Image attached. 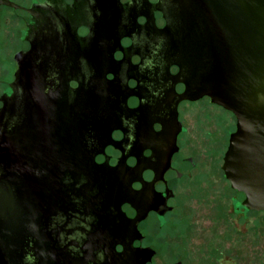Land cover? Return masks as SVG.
Listing matches in <instances>:
<instances>
[{
	"label": "water",
	"instance_id": "95a60500",
	"mask_svg": "<svg viewBox=\"0 0 264 264\" xmlns=\"http://www.w3.org/2000/svg\"><path fill=\"white\" fill-rule=\"evenodd\" d=\"M157 9L166 24L155 26L157 63L147 80L154 97L145 101L172 118L176 136L178 104L208 97L186 108L198 168L182 194L184 216L165 230L170 244L158 247L264 264V0H158ZM63 43L43 38L16 54L15 92L0 109V264H130L141 217L130 220L121 205L143 204L132 188L139 168L92 169L75 145V107L60 96L62 67L52 74L49 63L64 59ZM171 66L179 71L170 74ZM75 170L92 173L87 185L79 187ZM243 195L255 212L237 217L232 206ZM88 205L105 212L102 235L82 233Z\"/></svg>",
	"mask_w": 264,
	"mask_h": 264
},
{
	"label": "flooded vegetation",
	"instance_id": "af4514ba",
	"mask_svg": "<svg viewBox=\"0 0 264 264\" xmlns=\"http://www.w3.org/2000/svg\"><path fill=\"white\" fill-rule=\"evenodd\" d=\"M142 1L137 6L135 0H0V109L3 99L15 92L16 54L31 51L43 38L61 39L64 59L49 63L52 74L62 67L60 96L75 107V138L80 137L75 145L84 146L83 152L92 157V169L120 164L125 170L139 168L132 188L143 204L121 205L130 220L141 217L133 240L138 255L130 264H253L240 255H163L158 247L170 244L165 230L184 216L182 194H189L198 168L191 154L193 135L186 108L208 97L178 104L176 136L171 134L177 128L172 118H161L159 109L145 101L144 97H154L147 80L153 78L157 63L151 60L159 39L155 26L164 28L166 22L157 9L158 0ZM178 71L177 66L170 67V74ZM175 88L181 93L185 86ZM120 144L123 148L117 147ZM75 172L79 187L87 185L92 173ZM91 193L95 200L100 188L95 186ZM243 196L232 206L231 214L237 217L255 212L242 205ZM87 208L83 235H102L105 212L99 205ZM115 250L121 254L124 246L116 243Z\"/></svg>",
	"mask_w": 264,
	"mask_h": 264
},
{
	"label": "rangeland",
	"instance_id": "374dc122",
	"mask_svg": "<svg viewBox=\"0 0 264 264\" xmlns=\"http://www.w3.org/2000/svg\"><path fill=\"white\" fill-rule=\"evenodd\" d=\"M4 55H5V54H4ZM11 56H12V51L9 50L8 54H6V57L10 59Z\"/></svg>",
	"mask_w": 264,
	"mask_h": 264
}]
</instances>
